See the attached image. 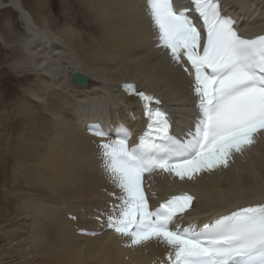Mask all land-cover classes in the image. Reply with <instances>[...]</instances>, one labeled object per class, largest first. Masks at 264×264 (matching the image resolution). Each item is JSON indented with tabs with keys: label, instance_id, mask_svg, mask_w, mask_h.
<instances>
[{
	"label": "bare ground",
	"instance_id": "obj_1",
	"mask_svg": "<svg viewBox=\"0 0 264 264\" xmlns=\"http://www.w3.org/2000/svg\"><path fill=\"white\" fill-rule=\"evenodd\" d=\"M47 1L0 0V9L15 13L19 29L1 17L0 71L8 64L22 82L17 100L0 105V161L6 124L22 115L8 176L0 178V264H152L158 255L167 264L166 245L153 240L131 246L128 237L106 227L111 205L118 203L109 193L119 189L86 127L110 129L113 139L120 126L139 135L146 123L140 102L119 90L122 81H135L164 100L172 130L179 131L194 112L193 76L155 47L146 21L127 11V0H57L60 21L49 15ZM221 3L237 24L264 28V0ZM74 72L85 74L87 85L75 84ZM9 94L0 90V99ZM143 187L149 208L168 192L195 191L196 212L177 223L198 230L232 203L264 198V133L243 153H233L226 169L192 180L157 171L145 174ZM69 212L88 233H75Z\"/></svg>",
	"mask_w": 264,
	"mask_h": 264
},
{
	"label": "snow or ice",
	"instance_id": "obj_2",
	"mask_svg": "<svg viewBox=\"0 0 264 264\" xmlns=\"http://www.w3.org/2000/svg\"><path fill=\"white\" fill-rule=\"evenodd\" d=\"M190 4L183 10L172 0H127L125 5L134 18L146 21L155 47L166 49L171 62L193 76L194 112L185 128L173 131L160 99L125 84V93L142 103L146 127L138 142L129 146L131 132L123 126L115 139L110 129L86 127L97 137L102 167L119 189L118 195L109 193L118 203L111 205L106 227L128 237L131 246L153 240L166 245L167 264H264V203L237 208L197 230L177 223L193 196L174 195L150 209L144 192L145 174L162 171L192 180L226 169L233 153H243L264 132V34H238L236 22L222 15L220 0Z\"/></svg>",
	"mask_w": 264,
	"mask_h": 264
},
{
	"label": "rangeland",
	"instance_id": "obj_3",
	"mask_svg": "<svg viewBox=\"0 0 264 264\" xmlns=\"http://www.w3.org/2000/svg\"><path fill=\"white\" fill-rule=\"evenodd\" d=\"M24 1L28 2L29 0H24ZM47 3H48V13L51 16V18L52 19L54 18L55 21H58V20L60 21L61 20V16H60L61 13H60V10L58 8L57 0H48ZM4 15L10 17L11 23H13V25L16 28V30H19L17 28L16 24H15L16 23V21H15V19H16L15 13L10 11L9 9H0V19ZM74 26L77 27L76 23H75ZM18 34H21V33L18 32ZM5 52L6 51L3 50L1 58H3L4 54H7ZM4 65L6 66L3 69L5 71L4 72L2 70H1L2 72L0 71V78H2V84H4V85H2L0 83V90H1V94L2 95L6 92V89L9 90L10 94L7 95V96L5 95V96L1 97L0 105H2L1 103H3V104H5V103L6 104L14 103V101L17 100V96H18V94H16V92H18V91H16V90H18L20 88V87L18 88L17 85L22 86V84H21L22 82L18 83V81L21 80V78L16 76L12 72L11 66L8 65V64H5V63H4ZM16 86H17V88H16ZM11 93H12V95H11ZM19 115L20 114H16L15 116H12V117L9 118V121L6 124V128H5V131H4L5 145H6V149L7 150H6L5 156H3L2 160L0 161V165H1L0 166V178L1 179H3V178L6 179V177L8 176V172H9L8 169H9L10 159L12 158L11 157L12 156V151L16 148V140L18 138V132H19V129L21 127L20 125H22L21 124L22 123L21 122L22 115H20V116ZM12 191L15 192V190H13V189H12ZM22 191H25V190L23 189ZM17 192H18V190H17Z\"/></svg>",
	"mask_w": 264,
	"mask_h": 264
},
{
	"label": "water",
	"instance_id": "obj_4",
	"mask_svg": "<svg viewBox=\"0 0 264 264\" xmlns=\"http://www.w3.org/2000/svg\"><path fill=\"white\" fill-rule=\"evenodd\" d=\"M72 80L77 85L85 86L88 83V77L80 72H74L72 74Z\"/></svg>",
	"mask_w": 264,
	"mask_h": 264
}]
</instances>
